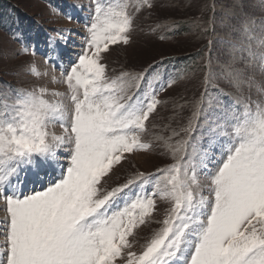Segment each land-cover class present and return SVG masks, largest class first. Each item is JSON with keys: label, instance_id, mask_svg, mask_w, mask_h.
Here are the masks:
<instances>
[{"label": "snow or ice", "instance_id": "1", "mask_svg": "<svg viewBox=\"0 0 264 264\" xmlns=\"http://www.w3.org/2000/svg\"><path fill=\"white\" fill-rule=\"evenodd\" d=\"M154 7L153 0H93L85 47L60 69L67 93L0 88L4 264H264V82L245 75L254 62L264 75V20L253 48L255 21L245 0H233L237 40L218 42L227 50L215 59L202 54L204 90L187 122L176 112V127L165 125L171 131L164 136L153 131L165 103L160 94L183 77L162 76L153 65L110 74L105 62L110 48L131 42L139 14ZM245 44L248 59L238 63ZM245 85L259 98L245 96ZM158 148L171 163L136 169L107 187L126 164L135 168L136 154ZM29 169L33 183L51 179L25 190L14 178ZM158 201L168 205L162 218ZM142 227L151 235L137 252Z\"/></svg>", "mask_w": 264, "mask_h": 264}, {"label": "rangeland", "instance_id": "2", "mask_svg": "<svg viewBox=\"0 0 264 264\" xmlns=\"http://www.w3.org/2000/svg\"><path fill=\"white\" fill-rule=\"evenodd\" d=\"M153 2L155 4L153 9H145L139 14L131 42L128 45L110 48L109 53L105 54V62L108 64L110 74L113 69L117 73L121 70L138 72L149 65L157 67L164 62L177 64L180 62L179 59H183L181 62L185 63L188 58L183 57L186 58L189 53L194 55L200 53L190 65L184 64L180 69L178 65L175 66L174 73H179L176 76L183 78L160 94L165 103L158 108L159 114L155 121L158 126L153 131L167 136L170 135L171 129L164 131L165 125L170 123L171 127H176L178 119H174L176 112L184 117L181 123H186L187 117L191 114V102L204 90L202 54L205 58L212 56L215 59L219 54L218 49L227 50L226 44L218 42L237 40L239 34L234 29L239 26L241 17L232 7L233 0H153ZM92 7L93 0H0V52L4 54L3 59H0V88L11 85L19 89L35 85L46 87L49 93L53 91L67 93L66 84L59 82L60 69L67 70L71 62L82 53L87 37L86 24L90 22ZM245 11L255 21L251 25L254 41L251 39L249 42L253 48H257L260 38L259 25L264 20V0H245ZM69 15L72 17L71 20L67 18ZM182 26L187 29V33L179 38L170 36L174 30ZM64 29L68 31H59ZM209 40L213 42L211 46L208 45ZM246 47L247 44L242 46V56L240 52L236 53L238 63L248 59L247 52L243 50ZM24 49H28V52L25 53ZM33 69L40 75H34ZM159 71L161 73V68ZM166 74H171L169 69L161 73L162 76ZM245 75L254 77L256 82H264V75L260 74L256 62ZM53 76L56 77L55 81L52 79ZM243 87L245 96L259 98L255 86ZM225 91L235 93V90L227 85ZM48 98L51 99L50 96ZM181 105L183 107H180ZM52 131L60 134L61 129L56 128ZM162 151L163 149L158 148L151 153L136 154L130 161L135 168L126 164L112 177L107 187L123 183L136 169L154 172L157 167L171 163L167 156L160 154ZM59 154L64 157L60 163L66 165L68 152L61 149ZM56 176L58 177V173ZM14 179L22 180V187L25 190L33 187L39 189L46 185L51 175L43 181L33 183L36 179L35 173L29 169L26 176L21 173ZM167 207V203L158 201L161 218L163 209ZM6 218L5 204L0 198V251L2 249L4 251L0 264H4L6 259L3 232ZM159 226L153 224L151 227ZM138 232L139 235L134 238L136 242L133 248L137 252L141 251L146 238L151 235V229L142 227Z\"/></svg>", "mask_w": 264, "mask_h": 264}, {"label": "trees", "instance_id": "3", "mask_svg": "<svg viewBox=\"0 0 264 264\" xmlns=\"http://www.w3.org/2000/svg\"><path fill=\"white\" fill-rule=\"evenodd\" d=\"M174 33H171L170 34V36L171 37H174V38H179L181 35H183V34H185V33H187V29L186 28H183V26H182V28H178V30H174L173 31ZM197 56H200V53H198V54H191V53H189L188 54V56L185 58V57H183L184 59H187L186 60V62L185 63H182L181 62V60H183V59H179L180 60V62H178L177 64H176V62H174V63H170V62H164V63H162L160 66H157V68L158 69H160L161 68V73H163V71L164 70H166V72L168 71V69H169V71H170V73L172 74V75H178L179 73H174V68H175V66L176 65H178L177 67L180 69L182 66H184V64H186V65H190L191 63H193L194 62V60L196 59V57ZM188 68V67H187ZM162 69H164V70H162ZM185 70V69H184ZM180 72V71H179ZM169 73V72H168Z\"/></svg>", "mask_w": 264, "mask_h": 264}, {"label": "bare ground", "instance_id": "4", "mask_svg": "<svg viewBox=\"0 0 264 264\" xmlns=\"http://www.w3.org/2000/svg\"><path fill=\"white\" fill-rule=\"evenodd\" d=\"M253 38V37H252ZM254 38H256V37H254ZM252 41H254V39H252ZM0 244H1V242H0ZM3 248V247H2ZM3 249H2V251H0V259H2V256H3Z\"/></svg>", "mask_w": 264, "mask_h": 264}]
</instances>
